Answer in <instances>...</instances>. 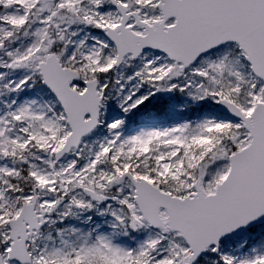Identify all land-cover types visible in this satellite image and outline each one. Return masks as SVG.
Listing matches in <instances>:
<instances>
[{
    "label": "snow or ice",
    "instance_id": "6c2138e0",
    "mask_svg": "<svg viewBox=\"0 0 264 264\" xmlns=\"http://www.w3.org/2000/svg\"><path fill=\"white\" fill-rule=\"evenodd\" d=\"M0 264H264V0H0Z\"/></svg>",
    "mask_w": 264,
    "mask_h": 264
}]
</instances>
